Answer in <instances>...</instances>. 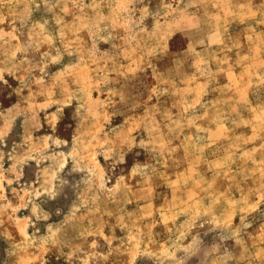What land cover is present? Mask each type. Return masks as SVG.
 <instances>
[{
    "label": "rangeland",
    "instance_id": "1",
    "mask_svg": "<svg viewBox=\"0 0 264 264\" xmlns=\"http://www.w3.org/2000/svg\"><path fill=\"white\" fill-rule=\"evenodd\" d=\"M0 264H264V0H0Z\"/></svg>",
    "mask_w": 264,
    "mask_h": 264
}]
</instances>
